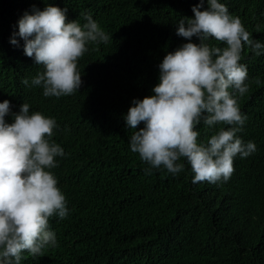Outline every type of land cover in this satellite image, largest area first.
Returning a JSON list of instances; mask_svg holds the SVG:
<instances>
[{"label": "trees", "instance_id": "obj_1", "mask_svg": "<svg viewBox=\"0 0 264 264\" xmlns=\"http://www.w3.org/2000/svg\"><path fill=\"white\" fill-rule=\"evenodd\" d=\"M264 43V0H219ZM199 0H0V103L12 114L23 103L30 112L55 118L53 140L64 150L51 169L66 197L68 216L51 217L57 246L21 264H264V54L242 52L249 91L238 99L247 117L238 136L256 151L234 158L227 182L193 184L186 160L173 176L152 169L130 151L126 126L132 101L152 95L164 56L188 42L177 36L181 18H193ZM67 8L69 22L86 23L88 12L111 39L88 45L78 62L77 94L44 97L31 80L42 68L10 44L18 20L33 7ZM207 8L205 0L204 8ZM209 43L215 45V41ZM223 47V45H217ZM95 49V50H93ZM29 80V86L21 83ZM259 81L257 83L256 81ZM141 124L136 130H140ZM211 131L201 123L199 142Z\"/></svg>", "mask_w": 264, "mask_h": 264}, {"label": "clouds", "instance_id": "obj_2", "mask_svg": "<svg viewBox=\"0 0 264 264\" xmlns=\"http://www.w3.org/2000/svg\"><path fill=\"white\" fill-rule=\"evenodd\" d=\"M199 0L192 7L193 18H181L176 35L188 42L167 53L158 65L159 82L152 95L134 99L124 117L132 130L129 147L133 154L152 169H164L176 176L186 160L193 173L192 183L227 182L234 172V158H247L256 145L245 143L238 133L247 117L238 99L249 91L247 66L242 52L249 49L256 57L264 54V43L252 37L239 17L219 0ZM67 8L33 7L18 20V32L10 44L23 43V53L42 68L31 86L42 88L44 97L77 94L82 85L79 60L88 45L108 44L111 37L88 12L86 23L69 22ZM112 40V39H111ZM215 41V45L209 43ZM217 45H223L217 46ZM95 50V49H93ZM259 83V81H256ZM21 83L29 86L28 79ZM8 100L0 103V264H21L27 253L33 259L48 247L57 246L56 233L49 228L51 217L68 216L67 201L51 169L56 158L65 155L53 140L57 121L41 112H30L23 103L12 114ZM220 127L199 142L196 130ZM140 130H136L140 125Z\"/></svg>", "mask_w": 264, "mask_h": 264}]
</instances>
